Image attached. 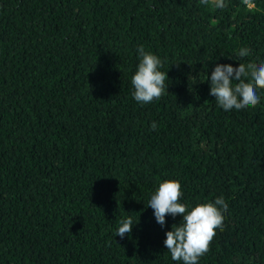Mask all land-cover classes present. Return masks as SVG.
<instances>
[{"label": "trees", "instance_id": "obj_1", "mask_svg": "<svg viewBox=\"0 0 264 264\" xmlns=\"http://www.w3.org/2000/svg\"><path fill=\"white\" fill-rule=\"evenodd\" d=\"M0 0V264H176L147 206L161 179L227 204L199 264H264V91L225 112L209 94L237 49L264 60V0ZM164 61L132 97L136 47ZM155 122L156 128H151ZM138 217L114 235L121 215Z\"/></svg>", "mask_w": 264, "mask_h": 264}, {"label": "clouds", "instance_id": "obj_2", "mask_svg": "<svg viewBox=\"0 0 264 264\" xmlns=\"http://www.w3.org/2000/svg\"><path fill=\"white\" fill-rule=\"evenodd\" d=\"M214 6L224 9L226 0H213ZM137 63L131 75L133 99L143 105L159 99L166 91L167 70L165 61L157 54L146 50L143 44L136 47ZM251 55L247 47H240L232 56L239 60L234 67L230 63H216L210 75L209 94L225 112L243 110L260 103L259 92L264 91V60L241 62ZM155 130V122L151 123ZM181 184L174 178L161 179L149 193L147 206L153 210L156 223L163 227L166 216H180L178 223L171 225L165 232L163 244L176 264H199L200 258L207 253L216 230L223 225L227 204L223 196L212 202H188L182 199ZM138 217L121 215L115 234L124 238L130 234Z\"/></svg>", "mask_w": 264, "mask_h": 264}]
</instances>
